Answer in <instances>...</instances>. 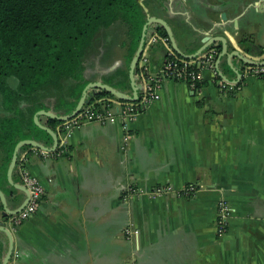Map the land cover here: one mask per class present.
Segmentation results:
<instances>
[{"label": "crops", "instance_id": "obj_1", "mask_svg": "<svg viewBox=\"0 0 264 264\" xmlns=\"http://www.w3.org/2000/svg\"><path fill=\"white\" fill-rule=\"evenodd\" d=\"M156 1L163 7L153 11L169 23L183 54H195L206 37L224 36L230 52L264 59V7L258 6L264 0ZM242 35L254 40V46L245 44L253 48L245 50ZM168 51L163 44L146 47L153 70ZM242 64L224 57L221 69L235 80ZM106 74L89 80L104 83ZM243 80L232 94L212 83L210 73L198 90L167 82L160 100L128 129L121 122L90 123L72 132L59 151L23 150L15 181L27 170L45 193L36 214L15 233L19 264H264V81ZM9 83L17 86L14 78ZM124 93L132 94V87ZM40 143L52 147L53 139ZM3 167L4 161L0 188L16 192ZM191 184L199 190L189 198L148 195L158 186L181 190ZM131 187L143 194L129 195ZM222 197L233 211L220 237ZM128 227L138 235L128 239Z\"/></svg>", "mask_w": 264, "mask_h": 264}, {"label": "trees", "instance_id": "obj_2", "mask_svg": "<svg viewBox=\"0 0 264 264\" xmlns=\"http://www.w3.org/2000/svg\"><path fill=\"white\" fill-rule=\"evenodd\" d=\"M157 6L156 0H0V162L5 164L4 178L20 141L52 139L36 126L38 111L51 109L65 116L75 110L91 82L86 78L89 63L102 49L100 61L105 66L112 43L106 45L104 33L116 27L124 32L121 47L126 48V68L105 75L103 81L122 92L131 90L130 64L148 13L157 16L153 11ZM155 34L168 37L163 28ZM240 42L255 45L248 35H242ZM221 47L212 48L221 52ZM10 78L17 80L15 88ZM101 97L114 96L103 91L92 99ZM60 123L50 119L48 126L55 130Z\"/></svg>", "mask_w": 264, "mask_h": 264}, {"label": "built area", "instance_id": "obj_3", "mask_svg": "<svg viewBox=\"0 0 264 264\" xmlns=\"http://www.w3.org/2000/svg\"><path fill=\"white\" fill-rule=\"evenodd\" d=\"M158 44L167 46L169 51L159 68L153 70L150 56L145 48L139 63V80L143 86L140 98L136 101H125L116 97L91 99L79 113L59 124L60 146L66 142L67 137L72 132L86 124L99 123L106 125L121 122L123 127L128 129L132 122L136 121L152 104L160 100V91L167 82L186 83L192 90H197L198 85L205 80V74L210 73L211 82L224 92H237L242 88L243 82H228L220 76L217 68L220 52L216 48H210L209 51L201 53L196 58L188 59L178 56L173 48L170 47L169 38L158 34L152 35L147 47ZM250 77L264 81V65H245L242 71V78ZM20 181L29 191V203L22 212L9 218V226L12 231H17L24 222L36 214L45 193L44 186L39 179L31 175L27 170H22ZM198 190L199 188L195 184L187 185L181 190H176L170 185H164L152 189L148 195L151 198L168 195L189 198L194 196ZM128 193L129 195L137 196L143 194V190L131 187L128 189ZM232 211L233 209L229 202L224 197L220 198L217 204L216 216L218 236L222 237L225 235ZM124 234L128 239H131L138 235V232L132 227H128L125 229ZM18 261L19 254L16 251L13 264H18Z\"/></svg>", "mask_w": 264, "mask_h": 264}, {"label": "water", "instance_id": "obj_4", "mask_svg": "<svg viewBox=\"0 0 264 264\" xmlns=\"http://www.w3.org/2000/svg\"><path fill=\"white\" fill-rule=\"evenodd\" d=\"M140 2L142 3V1ZM258 6L262 8L264 7V3L258 2ZM222 20L227 21V15L225 12L222 13ZM235 24L238 25V20L235 21ZM160 28L165 29L172 48L174 49L176 53H178L182 57L194 59L197 56H199L201 53H203L205 50L210 49L220 44L222 47H221V52L218 56L217 68H218L220 76L228 82H237V83L240 82L242 79L243 70L242 71L236 70L237 79L235 80L229 79L223 73L221 69V61L224 57H228L231 60L235 58H239L243 62L242 64L243 67L247 64L256 65V66L264 65V59L261 61L249 60L241 52L237 50L230 52L229 42L226 40L224 36H216L212 38L206 37V40L204 41L205 45L202 48H200L195 54L185 55L178 48L175 37H174V32L171 26L169 25V23L163 18L152 16L150 13H148L147 23L144 25L143 31H142L140 46L137 49V52L131 61L130 69H129V78H130L131 87H132V94H126L106 83H103L102 81L90 82L87 84V86L83 90L82 96L80 100L78 101V104L75 110L71 114L62 116V115L56 114L54 111L41 110V111H38L37 114L34 116V122L36 126L40 128L41 130L47 132L52 137L53 146L47 147L46 145L40 143L39 141L32 140V139L22 140L16 145L13 156H12V161L8 167L7 181L10 187L16 190L17 193L13 191L10 193H6L0 188V245L1 246H4L7 242H11V244H14V241H16L15 233L17 231H12V229L10 228L9 218L11 216L17 215L20 212H22L29 203L28 189L21 182L19 183L15 181L14 179L15 168L18 164L19 157L23 151V147L29 146V147L36 148L42 151H46V152L56 151L59 146V135L56 130L48 126L49 120L56 119L59 122L69 120L70 118L75 116L77 113H79V111L82 108H84L86 104L89 103V101L93 98V96L97 95L98 93L106 91L112 94L114 97L121 99V100H125V101L138 100L140 98L141 92L143 91V86L137 76V66L140 63V59L145 51L147 40H149L151 36ZM240 44L241 45L244 44L245 50H249V48L250 49L253 48L252 46H249V47L245 46V44H247L245 42L244 43L240 42ZM231 66L233 67L232 64ZM112 69L115 70V67L109 68L107 73L110 72ZM105 72H103V74ZM14 203L18 204L19 206L17 208H14L13 207Z\"/></svg>", "mask_w": 264, "mask_h": 264}, {"label": "rangeland", "instance_id": "obj_5", "mask_svg": "<svg viewBox=\"0 0 264 264\" xmlns=\"http://www.w3.org/2000/svg\"><path fill=\"white\" fill-rule=\"evenodd\" d=\"M186 1L188 4H190V6H192L193 0H186ZM253 3H254V0H244L245 5H250V4L252 5ZM104 34L108 36L105 40L106 45H109L112 43V47H111L112 51L109 53L110 55L108 57V60L105 62L106 66H102L101 61H100V55L104 53V50L102 51V49H100L101 54L95 55L94 57H92L91 59L92 61L89 63V68L86 73L87 79H94L95 77L100 76L101 73L105 71L106 72L104 74H106L109 67L114 66L116 62H119L118 66L116 67L117 69L126 68V64H125L126 48L121 47V43L125 40L123 28L116 27L111 30H108Z\"/></svg>", "mask_w": 264, "mask_h": 264}, {"label": "flooded vegetation", "instance_id": "obj_6", "mask_svg": "<svg viewBox=\"0 0 264 264\" xmlns=\"http://www.w3.org/2000/svg\"><path fill=\"white\" fill-rule=\"evenodd\" d=\"M233 1H238V0H233ZM156 4L159 7H163L161 2L156 1ZM206 5H208V4H206ZM158 6H157V8H158ZM154 9L155 8H153V10ZM156 17H159V15H157ZM103 54H101V55H103ZM16 251H17L16 241H14V244H11V242H7L4 246L0 245V264H5V263L6 264H13L14 263V255H15ZM19 260H20V258H19ZM18 264H19V261H18Z\"/></svg>", "mask_w": 264, "mask_h": 264}]
</instances>
